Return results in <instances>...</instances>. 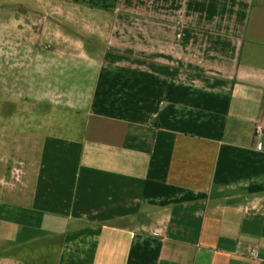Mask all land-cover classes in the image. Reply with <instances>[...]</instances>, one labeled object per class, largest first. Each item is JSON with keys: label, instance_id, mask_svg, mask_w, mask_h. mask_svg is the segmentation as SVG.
I'll return each instance as SVG.
<instances>
[{"label": "crops", "instance_id": "1", "mask_svg": "<svg viewBox=\"0 0 264 264\" xmlns=\"http://www.w3.org/2000/svg\"><path fill=\"white\" fill-rule=\"evenodd\" d=\"M258 124L264 0H0V264H264Z\"/></svg>", "mask_w": 264, "mask_h": 264}, {"label": "built area", "instance_id": "2", "mask_svg": "<svg viewBox=\"0 0 264 264\" xmlns=\"http://www.w3.org/2000/svg\"><path fill=\"white\" fill-rule=\"evenodd\" d=\"M264 127L260 124L256 125L255 128V136L258 137L263 132ZM257 256V251L255 249H252L250 251V257L255 258Z\"/></svg>", "mask_w": 264, "mask_h": 264}]
</instances>
